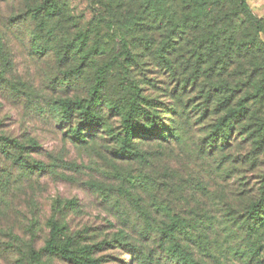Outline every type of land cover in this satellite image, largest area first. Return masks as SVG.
Here are the masks:
<instances>
[{
  "label": "rangeland",
  "instance_id": "rangeland-1",
  "mask_svg": "<svg viewBox=\"0 0 264 264\" xmlns=\"http://www.w3.org/2000/svg\"><path fill=\"white\" fill-rule=\"evenodd\" d=\"M107 1L121 20L113 27L105 1L58 0L61 14L47 24L30 8L33 0H0V264H75L47 250L50 241L99 264H179L160 235L165 224L178 225L183 253L194 264H258L264 248L249 258L253 246L242 221L264 188V140L252 135L264 121V102L249 101L256 117L236 126L228 144L218 136L217 152L202 149L212 123L228 109L214 89L207 115L201 114L209 78H218L209 77L208 57L229 49L231 29L240 37L250 28L235 23L221 31L222 46L208 50L209 35L183 21V9L167 6L161 23L162 15L141 13L140 0ZM247 3L264 21V0ZM171 16L181 22L173 32ZM120 25L135 30L131 47ZM258 38L264 42V33ZM164 44L171 51L158 54ZM235 50L233 44L220 62L230 71L237 65L251 71L232 74L239 80L229 89L237 95L234 106L257 92L264 70L263 50ZM64 100L85 108L66 120ZM91 100L100 125L84 114ZM133 108L155 116L168 135L178 127L171 123L181 117L176 111L189 112L190 125L168 141L137 135L128 144L140 155L122 157L123 118ZM134 114L135 126H151L153 118ZM78 126L87 136L83 144L68 135Z\"/></svg>",
  "mask_w": 264,
  "mask_h": 264
},
{
  "label": "trees",
  "instance_id": "trees-1",
  "mask_svg": "<svg viewBox=\"0 0 264 264\" xmlns=\"http://www.w3.org/2000/svg\"><path fill=\"white\" fill-rule=\"evenodd\" d=\"M105 1L106 10L112 17H116L115 20H113L112 17L111 21H113V24L109 25L110 27H113L115 24H118L114 21L120 22L121 20L118 18L117 13L115 12L114 8L117 6L112 5L110 1L107 0H99V2ZM183 3V4H182ZM111 4V5H110ZM134 5V1L132 3ZM108 5H110L108 7ZM187 6L188 8H183L182 6ZM131 6V5H130ZM140 6H141V13L147 14L149 16H159L162 15V19L160 20L161 23L164 22L165 18L168 16V13L162 12L164 9L166 11L167 6L171 8V10H174L175 13H178L181 9L186 11L184 14V18L187 23H191L193 26L201 27L209 36L207 37V42L211 43L212 48L209 47L208 50H214L218 47L220 44L222 46L221 38H222V32L225 30V33L227 30L234 26L235 23L238 25L243 24L246 25L248 28H250V34L249 36H240L236 37L233 32L234 29H231V36L226 40L227 47L229 49L227 51L224 50V54L216 55L214 53H211L208 57L206 66L207 71H210V76H218V78H209L210 79V86L208 91L206 92L204 102L202 103L204 108H202V116L207 115V111L209 110V101H213V97H211V92L214 89L219 90V99L221 102V106L226 107L228 109L227 112H225L224 115L219 116L217 120L212 123V130L210 134L206 138V143H204L202 149L207 151L208 148V154L209 153H215L217 152V147L221 144V142H225L228 144V140L230 139L231 132H233L234 129H236V126L243 124L247 121H249L250 118L256 117L257 111L252 110V108H249V101L251 99L259 100V104H262L264 102V70L261 73H263L261 76L258 75V78L262 77L261 80H259V88L257 89V92L253 94L252 92L250 94H246L243 97H240L235 106L233 104V100L237 97L235 93L231 92L229 89L232 88L235 84L238 85L239 80L233 79V73H242V71L246 70L248 73H250L251 68L244 69L243 67L237 65V67L230 71L229 67H226L225 62H220L221 60L229 58V55L226 53L229 52L233 48V44L237 46V54H241L244 51H251V50H263L264 51V42H260L259 35L261 33H264V21L263 19H260L256 16H254L249 11V6L247 3V0H140ZM32 7V10H35L36 12L43 13L44 20H46V23H52L54 18L59 17L61 14V5L59 4L58 0H33V3L31 4L30 8ZM242 18V20H241ZM168 22L172 25L173 30L175 28H180L181 22L178 18H171L168 20ZM44 29H47V26H44ZM120 34L122 35V41L127 47H131V42L135 41L136 39V33L135 30L129 27H123L120 25ZM233 30V31H232ZM143 34V33H142ZM145 34V33H144ZM143 37V35H139L138 28H137V40H140ZM148 41H151L150 38H148L146 35L144 36ZM204 38H201L202 40ZM206 40V39H205ZM182 44V42H181ZM169 44H164L161 47V52H158V54H163L165 52H170V48L168 46ZM169 48V50H168ZM39 52V51H38ZM256 52L253 51L254 59H258L255 54ZM170 55V53H169ZM166 57V56H165ZM256 57V58H255ZM167 65L170 68L174 67V64L172 60L169 59V57H166L165 59ZM264 63V62H263ZM176 65V64H175ZM201 66V65H200ZM260 66V64H259ZM258 68V67H257ZM201 69V67H200ZM219 69V70H218ZM218 70V71H217ZM227 71V72H225ZM227 76V77H226ZM195 77V76H194ZM251 79V77H250ZM186 80V82H188ZM192 83L195 82L194 80H191ZM236 81V82H235ZM243 84H245L243 80ZM227 90L228 93L223 94V91L221 90ZM246 87L243 88L244 91H246ZM248 90V89H247ZM62 104V117L69 121L73 118L72 112L76 108H85L84 106L81 107L80 102L73 101V100H64L61 102ZM201 104V105H202ZM92 106V107H91ZM98 105L96 104L95 100L90 101V106L88 109L84 111V114L87 116V120H89L91 123H96V125H100V117L97 114ZM91 109V111H89ZM224 109V108H223ZM222 109V110H223ZM134 111L140 114L145 115L147 118H153L151 126H135L133 115ZM178 112V115L181 116L180 119H172L171 123H173L175 126L176 124L178 127H175L173 131H175V135H168L169 133L165 132V128H163V123L157 122L155 120V116L146 115L148 114L147 111L143 110L142 108H136L127 110L126 114L124 115L123 121V133L124 137L122 138L120 152L117 153L120 154L122 157H132V156H138L140 155L138 152L134 153L131 150L130 144H128L129 141L136 138L137 135H146L148 138L153 139H162L164 141H168L169 137H177L179 138L182 131L186 130L184 127V123L190 125V119L191 116L189 112H187V115L184 113L181 114L183 111H176ZM181 119L183 122H181ZM176 123V124H175ZM162 125V126H161ZM82 127H74L69 130V137L72 139H75L77 143L83 144L87 141L86 133L82 131ZM257 133L252 134L253 136H257L255 139L256 141H260L259 143H262L264 140V121H261L259 124V127L255 130ZM167 136V138H166ZM220 136V144L217 143V137ZM164 138V139H163ZM222 138L224 140H222ZM5 140V144L9 143V145L12 144V139L9 138H2ZM219 142V141H218ZM131 143V142H129ZM14 145H18L14 141ZM229 146V145H224ZM19 148H22V146H19ZM206 148V149H205ZM226 148V147H225ZM221 149V148H220ZM223 151V148L222 150ZM116 154V155H117ZM255 163V162H254ZM257 163V162H256ZM264 187V186H262ZM174 223V222H173ZM175 227L172 228L171 225L165 224L161 229V237L165 239L168 243V252L171 253L172 260L177 261L179 264H194V260L189 257L190 255H187L183 253L182 246L179 243V236L176 235V231H178V225L174 224ZM182 227V225H181ZM242 228H244L245 233L247 234V238L252 241V254L249 255V258H256L259 257L262 254V250L264 246L262 245V239H264V188L261 190V194L258 198L252 201L251 209L248 211L247 216L242 221ZM161 238V240H163ZM166 244V243H165ZM47 250L62 255L65 259L72 260L75 264H99L98 259L79 255V253L73 249H70L68 245L64 246H58L53 244L51 241L47 244ZM245 257V256H244ZM257 259V258H256ZM258 264H264V260H258Z\"/></svg>",
  "mask_w": 264,
  "mask_h": 264
}]
</instances>
